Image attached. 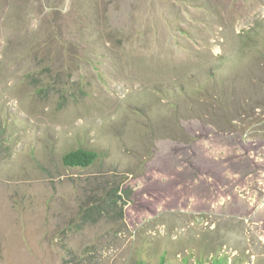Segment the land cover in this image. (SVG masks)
Returning a JSON list of instances; mask_svg holds the SVG:
<instances>
[{
	"label": "rangeland",
	"instance_id": "rangeland-1",
	"mask_svg": "<svg viewBox=\"0 0 264 264\" xmlns=\"http://www.w3.org/2000/svg\"><path fill=\"white\" fill-rule=\"evenodd\" d=\"M162 262L264 264V0H0V264Z\"/></svg>",
	"mask_w": 264,
	"mask_h": 264
},
{
	"label": "trees",
	"instance_id": "trees-1",
	"mask_svg": "<svg viewBox=\"0 0 264 264\" xmlns=\"http://www.w3.org/2000/svg\"><path fill=\"white\" fill-rule=\"evenodd\" d=\"M98 156L97 151L84 148V147H78L76 149L69 150L66 152L62 159L63 163L66 166H71V167H86L91 164H93ZM143 264V263H140ZM162 264H164L162 262Z\"/></svg>",
	"mask_w": 264,
	"mask_h": 264
}]
</instances>
